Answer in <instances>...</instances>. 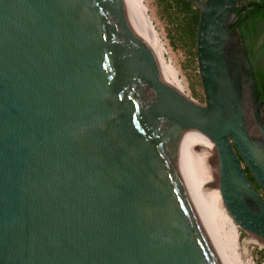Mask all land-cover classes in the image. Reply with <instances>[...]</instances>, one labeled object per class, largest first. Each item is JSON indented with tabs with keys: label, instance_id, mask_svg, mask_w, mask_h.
I'll return each instance as SVG.
<instances>
[{
	"label": "water",
	"instance_id": "water-1",
	"mask_svg": "<svg viewBox=\"0 0 264 264\" xmlns=\"http://www.w3.org/2000/svg\"><path fill=\"white\" fill-rule=\"evenodd\" d=\"M183 1L202 102L133 0H0V264H247L197 133L225 210L264 248V101L235 13L250 4Z\"/></svg>",
	"mask_w": 264,
	"mask_h": 264
},
{
	"label": "rangeland",
	"instance_id": "rangeland-1",
	"mask_svg": "<svg viewBox=\"0 0 264 264\" xmlns=\"http://www.w3.org/2000/svg\"><path fill=\"white\" fill-rule=\"evenodd\" d=\"M138 1L146 21L151 24L155 35L154 47L161 54L164 65L171 67L176 73L186 94L196 101L202 102L203 94L195 54V34H193L196 31L194 11L177 8L173 5L172 0ZM247 1L243 0V2ZM252 40L256 49L262 50L264 24L259 26L255 39ZM252 40L247 38L248 43ZM260 58L255 60V67L258 70L264 68V56ZM226 226L230 231L229 226L227 224ZM237 229V236H232L244 261L247 264H264V258L262 259L264 248L260 247L242 230Z\"/></svg>",
	"mask_w": 264,
	"mask_h": 264
},
{
	"label": "trees",
	"instance_id": "trees-1",
	"mask_svg": "<svg viewBox=\"0 0 264 264\" xmlns=\"http://www.w3.org/2000/svg\"><path fill=\"white\" fill-rule=\"evenodd\" d=\"M242 3L243 0H240ZM172 3L177 8L183 9V10H193L194 11V19H195V25L197 28L198 24V18H199V11L198 9L190 4H187L183 0H172ZM244 5L250 3L251 5L247 7L244 11L236 10L235 13L238 15V20L236 22V26L239 29L242 42L245 47L246 55L248 62L252 68V71L254 73V79L256 84V89L259 95V100L264 97V74L261 76H258L256 74L255 70L252 67V61L249 55V50L247 48V38L252 36V34L256 33L258 31L259 26L264 24V0H248L247 2H243ZM242 3V5H243ZM196 37V31L193 33ZM260 86L263 87L262 91H260ZM264 111V110H263ZM244 171L252 183V185L259 190L256 182L252 178L250 172L246 167H244ZM264 256H262V259Z\"/></svg>",
	"mask_w": 264,
	"mask_h": 264
},
{
	"label": "bare ground",
	"instance_id": "bare-ground-1",
	"mask_svg": "<svg viewBox=\"0 0 264 264\" xmlns=\"http://www.w3.org/2000/svg\"><path fill=\"white\" fill-rule=\"evenodd\" d=\"M133 2L135 4V7H136V9H137L142 21H143V24H144L148 34H149V37H150V39H151V41H152V43L154 45L155 35H154L153 30H152L151 24L148 21H146L144 13H143V11L141 9V6L139 4V1L138 0H133ZM156 52H157V54H158V56H159V58H160V60H161V62L163 64V66L165 67V69H166V71H167L172 83L182 90L180 81L178 80L176 73L171 69V67L164 65V60L161 57V54L158 51H156ZM197 134L199 136L200 142L202 144V147H203V150H204V153H205V157H206V161H207V165H208V169H209L212 185H213V188H214V191H215V194H216L217 203H218V207H219V210L221 212L222 218L225 221V223L229 226V229H230V232L232 233V235L234 237H236L237 234H238V229L237 228H239V227L236 225V223L233 221L232 217L225 210V208H224V206L222 204V199H221V195H220V192H219L218 184L215 181L216 167H215V162H214V150H213L212 143L207 138H205L203 135H201L200 133H197Z\"/></svg>",
	"mask_w": 264,
	"mask_h": 264
},
{
	"label": "flooded vegetation",
	"instance_id": "flooded-vegetation-1",
	"mask_svg": "<svg viewBox=\"0 0 264 264\" xmlns=\"http://www.w3.org/2000/svg\"><path fill=\"white\" fill-rule=\"evenodd\" d=\"M248 4H250V3H248ZM248 4H246V5H248ZM241 5H242V3L240 2V6ZM249 6H247V7H249ZM256 34H257V31H256V33L252 34V36L249 37L250 40L255 39ZM247 48L249 50V55H250V58H251V61H252L253 69L255 70L256 74H258V76H260V75L262 76L264 74V68H261V69L258 70L255 67V60L257 61V60L261 59L260 57L264 56V45L261 48L262 50H257L256 46H255V44L253 43V40H252V41H250V43L247 42ZM262 88L263 87L260 86V91H262ZM260 101H264V97L261 98ZM263 110H264V107H263Z\"/></svg>",
	"mask_w": 264,
	"mask_h": 264
}]
</instances>
